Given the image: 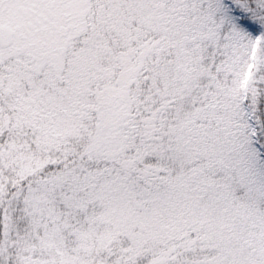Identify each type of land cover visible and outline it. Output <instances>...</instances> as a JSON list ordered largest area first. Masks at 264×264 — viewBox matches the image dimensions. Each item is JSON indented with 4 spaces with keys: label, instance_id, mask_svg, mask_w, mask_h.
<instances>
[{
    "label": "snow or ice",
    "instance_id": "6c2138e0",
    "mask_svg": "<svg viewBox=\"0 0 264 264\" xmlns=\"http://www.w3.org/2000/svg\"><path fill=\"white\" fill-rule=\"evenodd\" d=\"M0 264H264V0H0Z\"/></svg>",
    "mask_w": 264,
    "mask_h": 264
}]
</instances>
